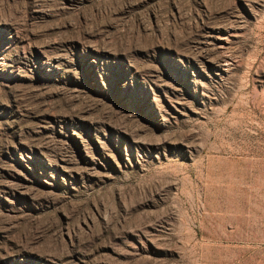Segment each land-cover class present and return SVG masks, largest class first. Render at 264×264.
Here are the masks:
<instances>
[{
    "label": "rangeland",
    "instance_id": "374dc122",
    "mask_svg": "<svg viewBox=\"0 0 264 264\" xmlns=\"http://www.w3.org/2000/svg\"><path fill=\"white\" fill-rule=\"evenodd\" d=\"M0 264H264V0H0Z\"/></svg>",
    "mask_w": 264,
    "mask_h": 264
}]
</instances>
